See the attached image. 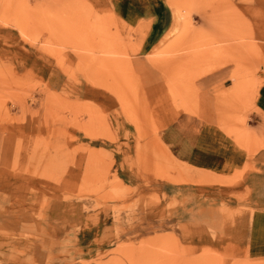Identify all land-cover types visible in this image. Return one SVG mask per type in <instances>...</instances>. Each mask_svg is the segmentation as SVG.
I'll list each match as a JSON object with an SVG mask.
<instances>
[{"label": "rangeland", "instance_id": "rangeland-1", "mask_svg": "<svg viewBox=\"0 0 264 264\" xmlns=\"http://www.w3.org/2000/svg\"><path fill=\"white\" fill-rule=\"evenodd\" d=\"M119 1L0 0V264H264V0Z\"/></svg>", "mask_w": 264, "mask_h": 264}, {"label": "crops", "instance_id": "crops-1", "mask_svg": "<svg viewBox=\"0 0 264 264\" xmlns=\"http://www.w3.org/2000/svg\"><path fill=\"white\" fill-rule=\"evenodd\" d=\"M115 5L117 8H113V14L117 21V24H123V17L121 11L123 8L122 2H117ZM163 15V14H162ZM161 13L156 14V22L152 25L148 37L150 38L149 45H152L158 37L161 35L158 19ZM173 26V23H172ZM172 26L164 33L166 35ZM161 43V41H160ZM182 111L190 112L182 108ZM177 113L173 114L171 121L175 118ZM169 124V123H167ZM202 123L189 115H180L169 127H167L162 133V140L165 145L176 155L185 157L191 154L196 146V141L199 140V132L201 131ZM193 153V152H192ZM243 181L250 193V204L254 211L250 221L253 236L264 238V170H249L243 175Z\"/></svg>", "mask_w": 264, "mask_h": 264}]
</instances>
